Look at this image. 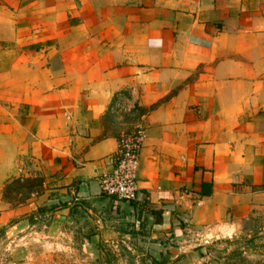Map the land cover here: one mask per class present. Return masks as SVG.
<instances>
[{"label":"crops","instance_id":"obj_1","mask_svg":"<svg viewBox=\"0 0 264 264\" xmlns=\"http://www.w3.org/2000/svg\"><path fill=\"white\" fill-rule=\"evenodd\" d=\"M136 125L137 197L110 203ZM70 199L111 205L136 264H264V0H0V264H71L37 243L65 247L75 219L40 234L38 208Z\"/></svg>","mask_w":264,"mask_h":264},{"label":"rangeland","instance_id":"obj_2","mask_svg":"<svg viewBox=\"0 0 264 264\" xmlns=\"http://www.w3.org/2000/svg\"><path fill=\"white\" fill-rule=\"evenodd\" d=\"M134 130V128L131 131H127V133H130ZM24 187H34L36 189H40V181L39 179H35L30 181L29 183H12L10 185V191H19L24 189ZM109 202L112 203L113 201L116 203V200L112 197H109ZM54 203H48L46 205H42L38 208V230L41 232L40 234H43L45 232H51V229L49 228L52 220H60L62 216L64 217H70L71 219H75L74 222H66L64 226H58V232L66 229L68 230L70 234V239L66 236L61 237L64 239L65 247L59 246L57 243L55 244V248L52 250L51 246H48L46 242L42 240H38V249L41 252H54V253H64L68 252V259L67 263L75 264L77 262L78 255H82V253H86L91 250H97L99 252V256L97 259H101L105 261L107 264L111 261V258L115 256L117 253L119 256V259H122L126 261V263L129 264H136V260L139 262V258L135 260L134 253L131 250L133 247H141L139 243H135V245L124 236L125 233L131 232V227L129 228H121L120 232L121 235L118 233V236H111L110 230L113 226H110V221L112 218H115V214L113 213V209L111 208V205H108L106 208L103 207L101 210H91L89 206L78 203L75 199H70L68 201L62 202L61 200H53ZM67 204L65 208L68 207V210L65 209L63 211V206ZM119 203V202H117ZM94 219H99L97 223H100L102 226L98 228L96 225H94ZM93 230H96L97 232H100V236L98 238L97 242H85L81 241L82 237H86V239L89 238L91 234H93ZM140 230H138L139 232ZM114 229V233H115ZM123 233V234H122ZM43 239H47V237L42 236ZM48 239L51 240V237H48ZM60 244H62L63 241H59ZM84 244V246L82 245ZM134 248V249H136ZM84 249V250H83ZM86 251V252H85ZM118 259V258H116ZM50 263V264H59L63 263V259L60 258V256H55L53 259L51 258H39L38 264H44V263ZM65 262V263H66Z\"/></svg>","mask_w":264,"mask_h":264},{"label":"built area","instance_id":"obj_3","mask_svg":"<svg viewBox=\"0 0 264 264\" xmlns=\"http://www.w3.org/2000/svg\"><path fill=\"white\" fill-rule=\"evenodd\" d=\"M144 135L141 125H136L132 132L123 135L114 155L112 169L98 179L101 192L116 202H132L137 197L139 149Z\"/></svg>","mask_w":264,"mask_h":264}]
</instances>
